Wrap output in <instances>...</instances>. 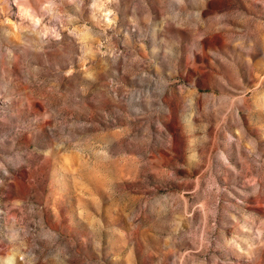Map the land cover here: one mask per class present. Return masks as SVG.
<instances>
[{
  "label": "rangeland",
  "instance_id": "1",
  "mask_svg": "<svg viewBox=\"0 0 264 264\" xmlns=\"http://www.w3.org/2000/svg\"><path fill=\"white\" fill-rule=\"evenodd\" d=\"M90 3L0 0V143L29 138L27 159L17 160L26 174L11 193L7 180L0 184L8 224L18 221L34 249L55 241L62 255L52 264L247 260L240 224L264 218V58L256 42L248 52L235 47L239 22L217 19L220 0H207L203 11L190 9L199 20L172 26L191 42L174 73L159 75L148 34L125 36L121 13L115 34L101 35ZM121 7L130 28L139 19L141 29L146 13L159 7L162 19L179 8L175 0ZM181 86L184 108L206 113L185 121L195 163L175 151V137L172 148L160 147L168 144L163 121L144 114L148 98H180Z\"/></svg>",
  "mask_w": 264,
  "mask_h": 264
},
{
  "label": "clouds",
  "instance_id": "2",
  "mask_svg": "<svg viewBox=\"0 0 264 264\" xmlns=\"http://www.w3.org/2000/svg\"><path fill=\"white\" fill-rule=\"evenodd\" d=\"M207 0H199V4L195 5L193 0H175V4L179 6L177 10L165 12L162 19L160 16V8L156 9V16L146 13L143 18L144 28H140V20H134V28H130L127 23V12L121 7V0H91L89 7L93 10V19L100 28L101 35L106 36L109 29L115 34L117 25L120 23L121 13L125 16V23L122 30L125 36L129 31L139 29L141 32L148 34V43L153 49V55L156 64V74L172 75L175 71V65L180 60L181 51H187L191 42V35L186 32L173 30V25L178 19L183 17L185 20L194 18L199 20L200 11H203ZM193 7H199L200 11H191ZM111 11V15L105 19L104 12ZM217 19H229L238 21V38L235 40V47L241 52H248L255 44V55L257 59L264 58V0H220ZM249 56V61H250ZM115 64V57L113 58ZM111 65L106 66V75H111L108 69ZM246 67V65H245ZM116 69L113 68L112 72ZM72 69L65 75H71ZM83 90V89H82ZM187 97L181 86L180 98L155 97L148 98L149 108L146 115H155L157 121H163L161 125L164 127L165 135L168 137V144L158 142L160 147L167 149L173 146V137H175V151L186 156L189 163H195L194 157L188 154V148L192 144V137L185 131V121L193 119L197 116L206 115L197 113L195 110L188 111L184 108ZM152 104L157 106L163 105V110L159 113L155 112ZM201 128L206 126L201 119ZM206 140V137H202ZM29 143L26 134H22L17 138L15 143L9 141L0 143V184L4 180L8 181L5 187V194L12 192V181L26 174V169H22L18 165V154L23 153L24 159H27V149L25 145ZM16 145H19L17 147ZM182 167V165H179ZM7 195H0V264H52L61 253L57 252L58 244L55 241L41 242L42 246L34 249V241L22 235L23 228L18 221L11 224L7 222ZM242 241L246 245L247 251L241 248L240 251L247 257V260L239 262V264H257V261L264 259V218L257 221L240 224ZM55 253V255H54ZM68 257L64 256V260Z\"/></svg>",
  "mask_w": 264,
  "mask_h": 264
}]
</instances>
